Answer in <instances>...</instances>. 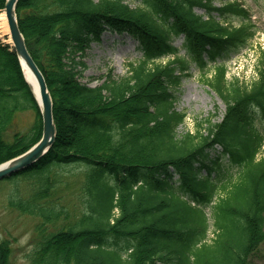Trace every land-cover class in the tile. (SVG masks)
Listing matches in <instances>:
<instances>
[{"label": "trees", "instance_id": "16d2710c", "mask_svg": "<svg viewBox=\"0 0 264 264\" xmlns=\"http://www.w3.org/2000/svg\"><path fill=\"white\" fill-rule=\"evenodd\" d=\"M15 12L57 132L40 160L4 179L15 180L9 206L39 219L29 263L248 264L264 241V50L248 85L227 80L226 58L255 37L251 13L237 0H140L134 8L124 0H18ZM106 30L127 33L142 56L128 62L126 77L92 87L79 81L73 53ZM191 61L214 64L205 82L226 110L206 134L178 137L186 116L172 87ZM28 109L33 123L8 134ZM42 127L19 58L0 40V163L30 149ZM72 166L84 169V210L73 219L54 197ZM20 177L30 180L27 193ZM0 264H10L4 240Z\"/></svg>", "mask_w": 264, "mask_h": 264}, {"label": "rangeland", "instance_id": "374dc122", "mask_svg": "<svg viewBox=\"0 0 264 264\" xmlns=\"http://www.w3.org/2000/svg\"><path fill=\"white\" fill-rule=\"evenodd\" d=\"M124 1L132 8L140 2V0ZM243 3L252 14L253 24L256 27L255 37L246 48L231 53L226 58V65L227 80L238 78L241 83L248 85L256 78L258 56L264 50V0H243ZM214 4L221 5L218 1H214ZM4 7H1L0 12L4 10ZM197 12L204 13V10L197 9ZM232 23L236 25L239 20L234 18ZM4 38H0V40L7 43ZM182 42V36L174 40L175 46L180 47ZM138 44V41L127 33L121 34L106 30L102 33L99 41H92L90 46L81 53H73L79 81L93 87L101 85L108 79L120 80L126 77L128 62H134L142 56ZM180 50V54L183 55L185 49L181 48ZM219 61L221 59H218ZM213 69L214 64H209L202 69L195 61H191L188 73L182 75L180 84L172 87L176 96L175 109L184 112L186 116L183 123L177 126L178 137L183 136L186 132L195 133L197 129L206 134L210 122L216 124L222 121L226 104L219 94L205 82L206 77L214 74ZM34 118L35 112L31 109L18 112L7 133L12 135L13 131L27 130ZM262 153H264V144ZM211 155H215V152H211ZM83 171V168L76 166L64 169V182L59 185L54 194V197L60 200L59 203H63L72 211L71 219L77 217L79 212L84 210L81 186ZM16 181L20 189L27 193L29 178L20 177ZM14 182V179L0 181V242L7 241L10 246V264H30L26 254L33 248L34 238L38 235L35 226L39 223V219L36 216L20 213L9 206L8 197L13 190ZM208 214L210 217V211ZM211 221L210 219L207 233L208 243H211V239L215 237ZM248 264H264V241L250 255Z\"/></svg>", "mask_w": 264, "mask_h": 264}, {"label": "water", "instance_id": "95a60500", "mask_svg": "<svg viewBox=\"0 0 264 264\" xmlns=\"http://www.w3.org/2000/svg\"><path fill=\"white\" fill-rule=\"evenodd\" d=\"M4 11L7 16L10 37L12 40L13 49L19 58L20 65L23 70L24 78L29 83L33 95L38 102L42 115V136L34 143L30 149L18 156L8 159L0 163V180L9 177L20 170H25L36 161L40 160L53 144L56 137V124L53 116V99L49 88L47 87L46 79L40 67L36 64L33 56H31L28 47L25 43L24 34L21 33L19 23L17 21V13L15 7L18 0H6ZM27 70H29L35 79V89L32 83L26 78Z\"/></svg>", "mask_w": 264, "mask_h": 264}, {"label": "bare ground", "instance_id": "6f19581e", "mask_svg": "<svg viewBox=\"0 0 264 264\" xmlns=\"http://www.w3.org/2000/svg\"><path fill=\"white\" fill-rule=\"evenodd\" d=\"M9 34H10V30H9V24H8L7 16H6L5 11L2 10L0 12V38L5 37L4 39L7 42H11V37ZM26 78H28V80L32 83L33 88L35 89V79L33 78L32 74L29 70H27Z\"/></svg>", "mask_w": 264, "mask_h": 264}]
</instances>
